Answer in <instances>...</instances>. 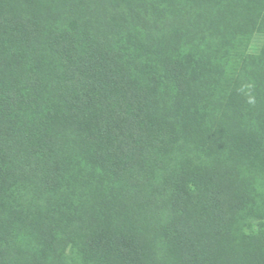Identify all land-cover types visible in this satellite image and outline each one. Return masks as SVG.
I'll return each instance as SVG.
<instances>
[{
	"label": "trees",
	"instance_id": "obj_1",
	"mask_svg": "<svg viewBox=\"0 0 264 264\" xmlns=\"http://www.w3.org/2000/svg\"><path fill=\"white\" fill-rule=\"evenodd\" d=\"M223 5L0 0V264H264V80L216 93L256 23Z\"/></svg>",
	"mask_w": 264,
	"mask_h": 264
},
{
	"label": "rangeland",
	"instance_id": "obj_2",
	"mask_svg": "<svg viewBox=\"0 0 264 264\" xmlns=\"http://www.w3.org/2000/svg\"><path fill=\"white\" fill-rule=\"evenodd\" d=\"M221 2L225 5L223 9L227 11L237 3L238 10L242 9L239 13L251 14L249 18L252 20L247 22L256 23L254 30L242 35L235 45L217 49L218 55L215 61L221 59V71L216 93L224 98L238 78L242 79L245 85L257 79L264 80V21L259 23V18L264 17V0H221ZM111 12L116 14L118 10L114 9ZM262 185L264 192V181ZM67 252L70 264H86L77 248L68 249Z\"/></svg>",
	"mask_w": 264,
	"mask_h": 264
}]
</instances>
